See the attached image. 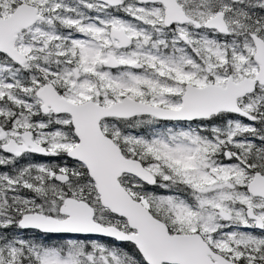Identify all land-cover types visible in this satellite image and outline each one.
<instances>
[{"label": "snow or ice", "instance_id": "1", "mask_svg": "<svg viewBox=\"0 0 264 264\" xmlns=\"http://www.w3.org/2000/svg\"><path fill=\"white\" fill-rule=\"evenodd\" d=\"M0 264H264V0H0Z\"/></svg>", "mask_w": 264, "mask_h": 264}, {"label": "trees", "instance_id": "2", "mask_svg": "<svg viewBox=\"0 0 264 264\" xmlns=\"http://www.w3.org/2000/svg\"><path fill=\"white\" fill-rule=\"evenodd\" d=\"M39 159V158H38Z\"/></svg>", "mask_w": 264, "mask_h": 264}]
</instances>
